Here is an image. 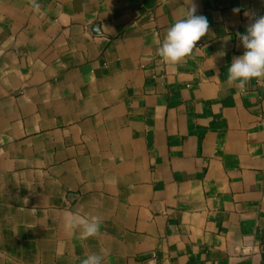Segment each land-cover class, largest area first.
<instances>
[{"label": "crops", "instance_id": "0c3cea01", "mask_svg": "<svg viewBox=\"0 0 264 264\" xmlns=\"http://www.w3.org/2000/svg\"><path fill=\"white\" fill-rule=\"evenodd\" d=\"M193 5L209 31L162 61ZM261 15L264 0H0V264H264V78L227 83ZM69 211L99 233L66 232Z\"/></svg>", "mask_w": 264, "mask_h": 264}, {"label": "clouds", "instance_id": "9594fccd", "mask_svg": "<svg viewBox=\"0 0 264 264\" xmlns=\"http://www.w3.org/2000/svg\"><path fill=\"white\" fill-rule=\"evenodd\" d=\"M35 7L38 9L39 4ZM239 8L233 9L238 13ZM209 31L207 17L196 14L195 6L186 10L183 19L175 21L166 31L163 41L156 50L162 61L178 63L189 56L196 42ZM243 48L241 55L233 58L227 69V83H238L243 90L252 79L264 78V15L252 20L243 33H237ZM102 220L98 216L67 212L63 217L64 230L81 239L96 236ZM81 264H102V257L95 253L87 255Z\"/></svg>", "mask_w": 264, "mask_h": 264}]
</instances>
